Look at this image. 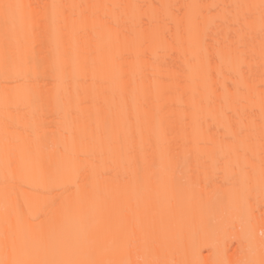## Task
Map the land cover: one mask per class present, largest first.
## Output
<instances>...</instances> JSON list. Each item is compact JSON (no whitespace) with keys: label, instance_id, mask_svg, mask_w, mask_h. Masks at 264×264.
Listing matches in <instances>:
<instances>
[{"label":"bare ground","instance_id":"6f19581e","mask_svg":"<svg viewBox=\"0 0 264 264\" xmlns=\"http://www.w3.org/2000/svg\"><path fill=\"white\" fill-rule=\"evenodd\" d=\"M21 262H264V0H0Z\"/></svg>","mask_w":264,"mask_h":264},{"label":"snow or ice","instance_id":"6c2138e0","mask_svg":"<svg viewBox=\"0 0 264 264\" xmlns=\"http://www.w3.org/2000/svg\"><path fill=\"white\" fill-rule=\"evenodd\" d=\"M2 7L5 10V15L7 16L8 10L12 9V8H19L21 7L20 5H12V4H4L2 5ZM21 264H29V262H21ZM262 264H264V262H262Z\"/></svg>","mask_w":264,"mask_h":264},{"label":"rangeland","instance_id":"374dc122","mask_svg":"<svg viewBox=\"0 0 264 264\" xmlns=\"http://www.w3.org/2000/svg\"><path fill=\"white\" fill-rule=\"evenodd\" d=\"M211 177H212V179H213V178L216 179V178H217V173L212 174ZM260 207H263V205H260L259 208H260ZM257 211H258V209L256 208V209H255V212H257ZM202 252L205 253V252H206L205 249H203Z\"/></svg>","mask_w":264,"mask_h":264}]
</instances>
